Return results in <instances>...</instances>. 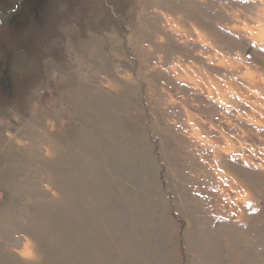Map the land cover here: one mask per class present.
Segmentation results:
<instances>
[{"label":"rangeland","instance_id":"obj_1","mask_svg":"<svg viewBox=\"0 0 264 264\" xmlns=\"http://www.w3.org/2000/svg\"><path fill=\"white\" fill-rule=\"evenodd\" d=\"M0 264H264V0H0Z\"/></svg>","mask_w":264,"mask_h":264}]
</instances>
